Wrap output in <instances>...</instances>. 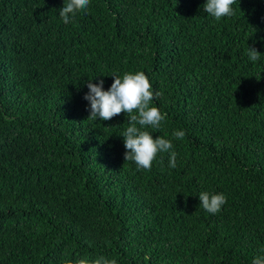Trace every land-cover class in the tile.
<instances>
[{
  "label": "trees",
  "instance_id": "16d2710c",
  "mask_svg": "<svg viewBox=\"0 0 264 264\" xmlns=\"http://www.w3.org/2000/svg\"><path fill=\"white\" fill-rule=\"evenodd\" d=\"M0 0V264H252L264 250V0ZM261 53L253 62L248 49ZM143 71L173 138L125 161L126 113L87 119V83ZM137 114L136 112L132 113ZM139 127V125H138ZM223 193L216 214L199 193Z\"/></svg>",
  "mask_w": 264,
  "mask_h": 264
},
{
  "label": "clouds",
  "instance_id": "9594fccd",
  "mask_svg": "<svg viewBox=\"0 0 264 264\" xmlns=\"http://www.w3.org/2000/svg\"><path fill=\"white\" fill-rule=\"evenodd\" d=\"M90 0H67L59 9V15L63 23H70L78 11H82L89 6ZM235 0H206L204 11L215 20L222 17H230L234 14L232 5ZM261 53L254 47L248 49V57L251 61L259 60ZM113 83L108 90H104V81L94 84L89 80L87 87L89 92L84 99L89 102V116L87 119L102 121L111 120L114 116L126 113L129 117V126L123 132L125 161H134L138 169L150 170L152 163L156 160L158 153H170L169 168L177 166V153L173 151V139L182 140L185 137L184 130L173 132V138L168 139L158 136L155 139L146 129L151 127L159 129L161 123L166 118V113H162L160 108L152 104L154 99L159 98L162 93H154L149 78L143 71L126 72L121 77L113 74ZM137 114L133 115L132 113ZM139 125V127H138ZM200 204L208 213L216 214L221 211L222 206L227 202L223 193H212L203 191L199 193ZM257 255L252 264H264V250ZM65 264H117L116 259H108L99 256L95 259L80 257L69 259Z\"/></svg>",
  "mask_w": 264,
  "mask_h": 264
}]
</instances>
